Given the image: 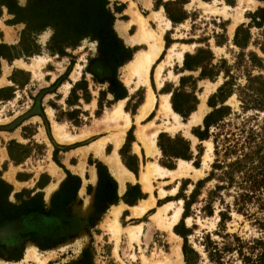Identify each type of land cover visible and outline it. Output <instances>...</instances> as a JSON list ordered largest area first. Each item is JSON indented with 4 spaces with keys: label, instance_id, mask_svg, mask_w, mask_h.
<instances>
[{
    "label": "rangeland",
    "instance_id": "obj_1",
    "mask_svg": "<svg viewBox=\"0 0 264 264\" xmlns=\"http://www.w3.org/2000/svg\"><path fill=\"white\" fill-rule=\"evenodd\" d=\"M68 1L92 5L90 9H96L100 5L99 0ZM146 1L147 4L144 0H107L105 8L113 16L110 26L112 32L99 29L96 34L85 35L74 42H55L56 39L51 40L52 27L39 28L35 23L36 18L46 8L45 0H0V53L6 57H13L10 62L0 60V88H2L0 89V179L11 185L6 198L0 195V223L15 216H22L24 230L22 238L26 241L25 245L30 243L28 247L20 244L12 250H7L0 244V264H143L144 262L175 264V257L172 256L171 251L176 244L180 246L181 262L185 264L181 250L182 238L174 230V226L182 230L181 195H188L194 183L205 178L211 168L214 155L210 138L202 140L199 143L201 152H193L194 155L190 158L191 164L200 168L203 155L207 152L205 141H210L212 145L210 159L202 168L201 174L169 179L167 182L152 180L155 188L150 194L154 193L155 196L160 197L157 199V206L150 208L141 218L126 220L123 216L120 218L119 222L122 226L141 224V233L133 242H128L126 236L121 234L115 250L114 242L109 238L104 227L110 217L107 219L104 214L99 216L96 214L93 220H84L82 237L78 238L72 234L77 225L71 222L69 207L66 205L77 185L75 175L66 173V181L63 185L65 189L51 200V205L42 190L47 177H51L47 172L51 161L60 160V148L54 144L56 139L52 133L53 121L60 123L65 132L74 134V140L69 141L71 144H74L76 139L78 144H85L99 137L111 141L113 134L119 129L120 121L104 124L102 120L103 116L120 102L112 99L108 92L113 90L116 94H121L122 85L127 89L129 85L133 86V79L130 84L126 83L125 63L135 51L146 48V44L132 45L126 42L119 34V27L126 29L127 22L131 19L129 13L131 2L155 32H160V27L163 28L160 33L162 50L148 75L149 85L155 99L157 98L156 105L153 104L154 107L152 106L148 111L145 119L143 117L136 120L131 115L137 112L136 107L145 100L144 85L129 89L128 99L121 101L122 111L131 115L135 124L148 119L153 123L148 127L150 131L156 128L170 136L180 134L189 138L193 145L198 143L192 134V129L201 119L186 128L180 125L174 130L168 129L166 121L172 122V118L165 117L162 111H159L161 101L159 93L176 87L181 76H198L197 69L187 70L183 67V60L185 53L193 54L199 47L207 48L212 52V62L225 58L228 64L233 63L240 51L245 55L253 52L260 58L262 65L249 66L250 73L260 74L262 78L258 81H264V0ZM154 11H158L161 17H153ZM167 12L177 19V22H173ZM239 25L247 27L249 32L246 46L242 49L233 43ZM128 31L132 35L135 29L131 28ZM171 49L173 50L170 51ZM180 51L182 59L179 60L176 53ZM168 54L170 58L166 57ZM161 60L167 62L163 64L157 81L153 78V71L156 63ZM31 62L33 67L21 65ZM235 71L237 72L235 83L245 84L241 68ZM13 72L17 84H13L10 80ZM222 81V74H219L215 79L202 78L197 82L196 95L199 105L197 108L202 116L210 110L207 104L208 97L217 90ZM72 88H74L73 93L69 92ZM224 104L230 106L232 112L241 111L240 100L235 93L226 98ZM241 113L239 116L232 113L227 116L232 122V126L228 128L236 129L243 120L242 116L256 113L259 118L264 117L263 110L249 109L244 114ZM177 119L179 122L186 121L182 117ZM250 123H253V120H250ZM108 149L109 146L106 150ZM163 158V155L159 154L147 159H155L161 163L165 160ZM219 158L221 159V156ZM171 165L175 166V163L171 162ZM215 183L216 180L212 178L201 184L197 195L198 201L190 205L188 215L183 219L185 228L195 224L187 239L190 246L199 254L197 264H214L208 259L201 244L205 232L210 233L213 240L232 241L231 236L221 237L217 234L218 210L226 202L229 204L232 202L230 193L226 194L221 190V198L213 199L212 214L208 215L200 210L203 205L201 200L207 196V191L212 189ZM161 189L166 191L163 195L160 194ZM229 192L232 193V189ZM178 200L182 201L181 204ZM168 201L173 203L166 212L167 216H170L177 206L182 208L177 222L171 227V231L179 239L172 236L170 230L157 225L151 218L158 206ZM4 202L14 207H8ZM250 208L254 207L250 206ZM27 209L35 210L27 212ZM5 211L17 213L4 218L2 215ZM228 215L229 218L224 220V226L221 228L222 233H234L242 240L249 241L248 243L252 238L264 236L249 216L236 212L233 207L229 208ZM30 247H34L37 258L26 259V251ZM243 252L247 254L248 249L244 247ZM223 264L246 263L233 251L224 256Z\"/></svg>",
    "mask_w": 264,
    "mask_h": 264
},
{
    "label": "trees",
    "instance_id": "obj_2",
    "mask_svg": "<svg viewBox=\"0 0 264 264\" xmlns=\"http://www.w3.org/2000/svg\"><path fill=\"white\" fill-rule=\"evenodd\" d=\"M100 5L96 9H90L92 5L71 3L68 0H45V10L36 18L39 28L50 26L53 28L51 40L55 42H74L81 37L96 34L99 29H106L112 32L110 26L113 21L112 14L105 8L107 0H99ZM168 4V3H167ZM170 4V3H169ZM166 9V4L164 5ZM167 11V10H166ZM173 22H177L172 15L167 12ZM263 21V19H262ZM259 24V22H255ZM241 34V35H240ZM249 38L247 27L239 25L236 28L233 43L241 49L246 46ZM2 55V53H0ZM4 55V54H3ZM247 57V59H246ZM212 52L203 47H199L193 54L185 53L183 67L187 70L200 69L197 78L215 79L222 74L223 81L217 90L208 97L207 104L210 110L204 115L202 124L193 128L192 133L199 139H211L213 143V160L207 176L194 183L193 189L188 195L182 194L183 212L180 223L182 230L174 226V230L181 236V250L185 264H197L199 254L188 243L187 235L195 228L193 224L190 228H185L183 219L188 215L190 205L197 200L198 190L201 184L214 178L216 180L212 189L207 191V196L202 199L203 205L200 210L205 214L213 213L212 201L221 198V190L232 195V202L225 203L218 210V231L221 237L231 236V242L216 241L211 239L210 233L203 234L202 246L209 260L214 264H223L224 256L233 251L246 264H264V236L252 238L250 243L242 240L234 233H222L224 220L229 218L228 210L233 207L236 212L242 213L253 219L254 223L264 233V117L261 119L255 113L249 116H242L243 120L236 129L227 116L231 113L239 116L246 110L254 109L264 112V81L260 82V74H251L249 66H261V60L253 52L247 55L243 51L238 52L233 63L228 64L225 58H219L212 62ZM243 67V69H242ZM241 68L245 84L235 83L237 72ZM186 77L180 78L183 85ZM189 79V78H188ZM194 87V86H193ZM192 87V88H193ZM74 88H72L73 90ZM233 93L240 100V112H232L231 107L224 104L226 98ZM172 107L183 117H186L197 103L193 92L178 91L173 92ZM231 111V113H230ZM253 123L249 124V121ZM221 142V144H219ZM161 145L164 153H169L176 157L190 158L188 153V143L181 137L176 136L173 141H168L167 147ZM198 153L201 152L200 144L197 145ZM221 156V159L219 158ZM0 195L7 197L11 190V185L0 179ZM232 189V193L229 192ZM223 202V201H222ZM224 203V202H223ZM8 207H14L4 202ZM254 207L253 209L250 208ZM252 209V210H251ZM35 209H27L32 211ZM16 211H5L2 217L16 214ZM247 245V246H246ZM248 249V253L243 252V248Z\"/></svg>",
    "mask_w": 264,
    "mask_h": 264
},
{
    "label": "crops",
    "instance_id": "obj_3",
    "mask_svg": "<svg viewBox=\"0 0 264 264\" xmlns=\"http://www.w3.org/2000/svg\"><path fill=\"white\" fill-rule=\"evenodd\" d=\"M146 2L147 1L144 0L145 4L148 3V2L147 3ZM204 4H206V3H204ZM129 7H130V5H129ZM146 23L148 24V26L151 29H153L150 26L148 21H146ZM119 28H120L119 34L122 35L123 38H124V36H123L124 34H126L127 36H133L137 33L138 23L135 20H132V15H131V19L127 22L126 29H125V27L122 28L121 26ZM131 28L135 29V31L132 35L128 31V29H131ZM130 44H132V45L133 44H146V42L137 41V42H133ZM161 50H162V48H161ZM135 52L132 54V57L130 59L133 58ZM15 58L16 57H14V59ZM157 58H158V56L156 57V59ZM2 59L6 60V61L9 60V62H10L11 60H13V57H6L2 54V55H0V60H2ZM152 64L150 65L149 71L152 67ZM21 65H23L25 67L26 66L33 67L32 62L28 63V64L22 63ZM125 65H126V63H125ZM197 70L199 72L200 69H197ZM14 72L11 73L10 80L12 81L13 84H17V80L14 77L15 76ZM126 72H127V78L130 79L128 84H130L131 79H133V86L129 85V89H135L138 86V85L135 86V77L129 75L127 70H126ZM148 75H149V72H148ZM181 77L182 78L186 77L184 82H182L183 85L180 84V82H181L180 78ZM181 77L179 78V84L176 87H174L170 90H167V91H163L159 94L161 95V99L164 95L168 96L167 99H168V102H169L171 109L178 115V117H182L184 120L186 119L185 122H181V123H186L189 120V118L191 117V114L193 112L198 111L197 107L199 105H198V98L196 95V86H197V82L202 78H197V76L194 77L191 75L181 76ZM153 78H154V71H153ZM154 80H155V78H154ZM188 80H190L189 83L187 82ZM120 83H122V82H120ZM139 85H144L146 87V93H145V100H146L148 87L151 90V87L149 85V76H148V83L147 84L143 83V84H139ZM122 87H123V90H122L121 94H116L113 90H111V91L109 90L110 92H108V93L111 95L112 99H114L115 101H120V102L122 101L123 102V101L128 99L129 89H127L123 85H122ZM66 88H68V87L66 86ZM0 89H2V88H0ZM178 91L193 92L194 95L196 96V99H197V103L195 104L194 108L189 112V114L186 117H183L181 115V113L177 112L172 107V102H171L172 94H173V92H178ZM69 92L73 93V90H71ZM71 93H69V95ZM156 99L154 96V102H153L154 106L156 105V102H157ZM144 101L139 103V105L136 107L137 112L131 114V115H133L134 118L139 113V107L144 103ZM67 102L69 103L68 100H67ZM157 106H158V104H157ZM159 107H160V103H159ZM48 112H50V111H48ZM206 113H204V115ZM131 115H128L130 122H129V125L127 126V128L125 129L124 133L121 135V139H120L118 146L114 145L115 134H117V132L113 134L111 141H106L104 138L99 137L98 139L94 138L85 144H83V143L78 144L77 143L78 140L76 139L75 143L71 144V142H69V141L74 140V138H73L74 134L65 132L60 123H58L57 121H53L54 126H53V132L52 133H53L54 138L56 139V140H54V144L60 148V151H59L60 160H59V162L55 161V159L53 161H51L52 163L50 164V166L47 170V172L49 173V175L51 177H49V178L47 177V180L42 185V190L44 191L45 196H46L45 198H47V202L49 203V205H51V200H53L57 196H59L62 193V191L65 189V186H63V185H64V182L66 181V178H65L66 173H70V174L75 175L77 185L75 187L73 196L71 197L70 201L66 205L67 207H69V212H70L69 218H70L71 222H73L75 225H77V228L73 229L72 234H74L78 238L82 237L81 232L83 231V224L85 222L84 220H89V219L93 220V217L96 214H98V216L101 214L102 215L104 214V215H106L107 219H108V217H110L106 221V224L104 227H105L106 233L109 234V238L111 240H113V242H114V250L117 248L119 237L121 234H124L126 236V239L128 242H133L134 240L138 239L139 234L141 233V224H134L131 226H122V224H120V222H119L120 218L122 216L125 220L126 219H132V218H134V219L141 218L146 212H148V210L150 208L157 206L156 202H157V199H159L160 197L155 196L154 193H152V195L150 194V191L153 188H155L153 183H152L153 182L152 180L156 179V180H161V181L167 182L170 179L167 176L160 177L157 175H153L149 179V187L146 188L140 179L141 173H142V171H144L146 165L149 163H155V164H157V165H159L165 169H174L180 159H182L184 161H188L189 163H191L190 158L194 155L193 152L197 151V153H198L197 145H199V143H201V141H202V140H199L192 133L194 138H196L198 140V143L193 145L189 138H186L180 134H175L173 136H170L169 134H167L166 132H164L162 130H157L156 134L154 135L153 147H151V146H150V148L146 147L144 142L147 141L148 135L146 136L147 139L144 136L146 134L151 133L152 130L150 131L148 129V127L150 125H152L153 123L151 121H149L148 119H146L145 121L141 120L142 122L140 121L138 124H135V121H134V119L131 118ZM204 115L203 116L201 115V118H200L201 120H200V123L198 125L202 124V120H203ZM147 116H148V112L144 116V119ZM196 123H198V122H196ZM50 125L52 126V124H50ZM198 125H196L195 127H197ZM56 127H58L59 135H56V132H57ZM143 127H144L145 131H141ZM127 133H129V135ZM176 136L183 138L188 143V153H191L190 158H183L180 156L176 157L174 155H170L169 153L167 154V153H164L162 151L160 144H162V146H164L166 148L168 141L169 140L173 141ZM203 141H204V139H203ZM69 145H71V146L69 147ZM107 146H109L108 150H106ZM147 149H148V151H147ZM159 154L163 155V157H164L163 159H165L163 162L161 161V163L157 162L155 159H153V160L147 159L148 157H150V158L156 157ZM112 156H116V158H117V161H118L117 168L111 167L110 164L108 163V159ZM73 157H74V160H73ZM171 162L175 163V166L171 165ZM58 166L62 169L60 170ZM196 168H198V167H196ZM115 169H119L120 171H122V169H124L126 171L125 175H127V177H125L124 179L119 178L114 172ZM59 171L62 173L60 174ZM182 177H190V176H182ZM179 178H181V177H179ZM175 179H178V178H175ZM175 179H172V180H175ZM36 180H37V178H36ZM165 192L166 191L163 189L160 190L161 195H163L162 193H165ZM149 201H152V204L150 206L146 207L143 211L138 210V208L140 206H142L143 204H145L146 202H149ZM169 202H170V205L172 206L173 202L168 201L166 203H169ZM178 202H179V200H178ZM166 203H164V204H166ZM164 204H162L161 206H163ZM161 206H158V208ZM157 209H156V211H157ZM173 210H172V212H173ZM114 211H115V213H114ZM172 212H171V214H172ZM171 214H170V216H171ZM152 215H151V218H152ZM170 216H167V214L165 213V218L167 220L170 218ZM114 218H116V220L120 226L119 232L117 233L116 236H114L112 234L111 230L109 229L110 222ZM178 218H179V216H178ZM22 219H23L22 216H15L9 220H5V221L0 223V244L5 246V248L7 250H12L15 247L19 246L20 244L25 245V243H26V241L23 240V238H22V233L24 232ZM152 220L155 223H157V225L165 227L162 223L157 222L153 218H152ZM137 226H139V233H138L137 237L130 239L128 237L127 230L130 228H133V227H137ZM171 227L169 229L168 228H165V229L170 230L171 235L178 238L175 235V233H173L171 231ZM78 240H80V239H78ZM29 245H30V243L25 245V246L28 247ZM31 251H33V252H31ZM27 252H29L33 255L30 257H26V259H28V258L34 259V257L37 258V256H36L37 254H36L34 247L28 248L26 251V255H27Z\"/></svg>",
    "mask_w": 264,
    "mask_h": 264
},
{
    "label": "bare ground",
    "instance_id": "obj_4",
    "mask_svg": "<svg viewBox=\"0 0 264 264\" xmlns=\"http://www.w3.org/2000/svg\"><path fill=\"white\" fill-rule=\"evenodd\" d=\"M129 12L132 15V20H135L138 23V30H137V33L133 36H127L126 34H124L123 36H124L125 41L129 43H133L137 41L146 42V48L139 49L138 51H136L133 58L130 59L125 65V68L128 71L129 75L135 77V86H137L139 84L148 83V72H149L150 65L154 62V60L156 59V57L158 56L162 48V38H161L160 33L162 32L163 28L160 27V32H155L153 29H151L146 23L145 17L138 10L134 8L133 2H131L130 4ZM157 12L156 11L154 12L153 17L155 18H159V16L161 17L160 13H157ZM172 50L173 49H171L170 51ZM176 55H177L176 57L179 60L182 59L181 51L176 53ZM166 57L170 58V54H168ZM165 62H167V60H161L156 63V66L154 68V78L157 81L159 80L160 72ZM129 81L130 79L127 78L126 82L128 83ZM167 97H168L167 95H164L162 97L161 102H160L159 111H162L165 117L172 118V122L166 121L168 124L167 125L168 129L174 130L180 125H183L186 128L190 126V124L196 123L200 120L201 113L198 110L191 114V117L186 123L179 122L177 119L178 115L171 109ZM153 102H154V95L152 91L150 90V88L148 87L146 100L139 107V113L135 116L136 120L143 118L147 114V112L152 108ZM102 120L104 124H111V123L114 124V123H118L119 121L121 122L118 125L119 129L117 131V134H115V140H114L115 141L114 145L118 146L120 139H121V135L124 133L125 129L127 128L130 122L128 114L122 111L121 109V102H118L108 113H106L104 117L102 118ZM56 130H57L56 135H59L58 127H56ZM157 130L158 129L155 128L151 131V133L146 134L144 136L147 139L146 136L148 135L147 141L144 142L146 147H149V148L150 146L153 147L154 135L156 134ZM141 131H145L144 127L142 128ZM205 142L207 144V152H205L203 155L202 166L200 168H196L192 166L191 163H189L188 161H184L182 159L178 161L174 169H165L155 163H149L146 165L144 171H142L141 176H140V179L143 182L144 186L146 188L149 187V179L153 175H157L160 177L167 176L168 178L172 180V179L179 178L182 176H197L201 174L202 168L205 165H207V160L210 159L209 153L212 148L210 141H205ZM108 163L110 164L111 167L117 168L118 161H117L116 156L110 157L108 159ZM114 172L121 179H124L125 177H127V175H125L126 171L124 169H122V171H120L119 169H115ZM179 203L181 204V200H179ZM151 204H152V201L146 202L145 204L140 206L138 210L143 211L146 207L150 206ZM170 206H171L170 202L166 203L163 206L159 207L157 211L153 213L152 215V218L154 220H156L159 223H162L165 226V228H168V229L177 221L178 216L181 211L180 206L176 207L173 210L170 218L167 220L165 218V213ZM119 228L120 226L116 218H114L110 222V225H109V229L111 230L114 236H116L117 233L119 232ZM127 233L130 239L137 237L139 233V226L128 229ZM171 252H172V256L175 257V260H174L175 264H182L181 251H180L179 244H176ZM32 255L33 254L27 252L26 257H30ZM143 264H145V262Z\"/></svg>",
    "mask_w": 264,
    "mask_h": 264
}]
</instances>
